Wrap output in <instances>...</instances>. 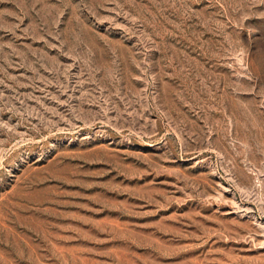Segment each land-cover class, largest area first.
<instances>
[{
  "label": "rangeland",
  "instance_id": "rangeland-1",
  "mask_svg": "<svg viewBox=\"0 0 264 264\" xmlns=\"http://www.w3.org/2000/svg\"><path fill=\"white\" fill-rule=\"evenodd\" d=\"M0 264H264V0H0Z\"/></svg>",
  "mask_w": 264,
  "mask_h": 264
}]
</instances>
